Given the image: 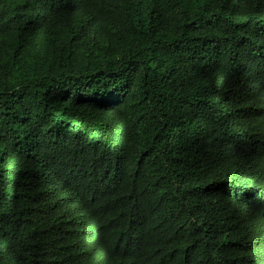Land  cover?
I'll use <instances>...</instances> for the list:
<instances>
[{
    "label": "trees",
    "instance_id": "trees-1",
    "mask_svg": "<svg viewBox=\"0 0 264 264\" xmlns=\"http://www.w3.org/2000/svg\"><path fill=\"white\" fill-rule=\"evenodd\" d=\"M0 264H264V0H0Z\"/></svg>",
    "mask_w": 264,
    "mask_h": 264
}]
</instances>
